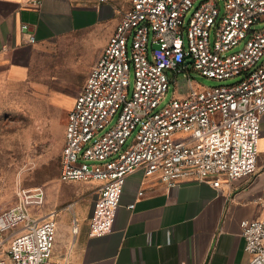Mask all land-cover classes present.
Listing matches in <instances>:
<instances>
[{
  "label": "built area",
  "instance_id": "2783aa9c",
  "mask_svg": "<svg viewBox=\"0 0 264 264\" xmlns=\"http://www.w3.org/2000/svg\"><path fill=\"white\" fill-rule=\"evenodd\" d=\"M198 2L130 0L72 103L59 180L100 182L91 237L113 231L125 178L137 170L167 189L188 182L218 189L257 171L264 0H224L223 13L217 0ZM20 30L36 44L30 24ZM190 65L232 83L204 87L192 81ZM183 73L189 95L162 107L171 77ZM45 202L43 187L18 188L14 203L0 206V264H64L54 257L58 213L44 212ZM262 206L261 217L240 223L249 264H264Z\"/></svg>",
  "mask_w": 264,
  "mask_h": 264
},
{
  "label": "crops",
  "instance_id": "0c3cea01",
  "mask_svg": "<svg viewBox=\"0 0 264 264\" xmlns=\"http://www.w3.org/2000/svg\"><path fill=\"white\" fill-rule=\"evenodd\" d=\"M129 7L130 0H0V79L21 74L34 46L80 31L100 29L102 50ZM24 23L34 28L36 44L21 33ZM259 153L254 175L218 189L206 182L167 189L156 177L135 171L125 178L113 231L89 234L96 192L74 218L76 231L73 219L58 223L55 259L64 264H249L240 223L263 214L264 115ZM94 183L91 188H98L100 182Z\"/></svg>",
  "mask_w": 264,
  "mask_h": 264
},
{
  "label": "rangeland",
  "instance_id": "374dc122",
  "mask_svg": "<svg viewBox=\"0 0 264 264\" xmlns=\"http://www.w3.org/2000/svg\"><path fill=\"white\" fill-rule=\"evenodd\" d=\"M217 1L223 13L224 0ZM100 34V29L85 30L34 46L21 74L0 79V206L12 205L18 188L43 187V211H57L59 225L79 218L93 202L94 182H61L59 173L68 112L101 52ZM189 69L192 81L204 87L232 83ZM170 80L162 107L189 95L185 73ZM130 84L133 88V72Z\"/></svg>",
  "mask_w": 264,
  "mask_h": 264
},
{
  "label": "water",
  "instance_id": "95a60500",
  "mask_svg": "<svg viewBox=\"0 0 264 264\" xmlns=\"http://www.w3.org/2000/svg\"><path fill=\"white\" fill-rule=\"evenodd\" d=\"M192 62H193V61H191V60H190V61H188V63H192Z\"/></svg>",
  "mask_w": 264,
  "mask_h": 264
},
{
  "label": "trees",
  "instance_id": "16d2710c",
  "mask_svg": "<svg viewBox=\"0 0 264 264\" xmlns=\"http://www.w3.org/2000/svg\"><path fill=\"white\" fill-rule=\"evenodd\" d=\"M60 166H61V159H60Z\"/></svg>",
  "mask_w": 264,
  "mask_h": 264
},
{
  "label": "bare ground",
  "instance_id": "6f19581e",
  "mask_svg": "<svg viewBox=\"0 0 264 264\" xmlns=\"http://www.w3.org/2000/svg\"><path fill=\"white\" fill-rule=\"evenodd\" d=\"M59 261V260H58ZM62 262V261H61Z\"/></svg>",
  "mask_w": 264,
  "mask_h": 264
}]
</instances>
